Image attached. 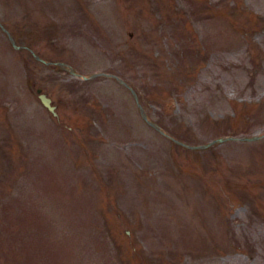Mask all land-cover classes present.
I'll return each instance as SVG.
<instances>
[{"label":"rangeland","instance_id":"rangeland-1","mask_svg":"<svg viewBox=\"0 0 264 264\" xmlns=\"http://www.w3.org/2000/svg\"><path fill=\"white\" fill-rule=\"evenodd\" d=\"M0 22V264H264V0H0Z\"/></svg>","mask_w":264,"mask_h":264},{"label":"water","instance_id":"water-1","mask_svg":"<svg viewBox=\"0 0 264 264\" xmlns=\"http://www.w3.org/2000/svg\"><path fill=\"white\" fill-rule=\"evenodd\" d=\"M0 26L6 31L8 37L10 38L12 44L16 47L20 46L19 44H16L15 40L13 39L12 35L10 34V32L7 30V28L4 27V25L0 22ZM32 52L34 53V51L32 50ZM35 56L39 59H42L44 61H47L45 59H43L41 56L35 54ZM48 62V61H47ZM59 64H63L61 61H58ZM100 73H103L102 71H95V72H92L91 74H82V78L86 79V78H89V77H92L94 75H97V74H100ZM107 74H110V75H113L115 76L116 78H118L121 82L125 83L127 86H129V88L131 89V91L134 93L135 95V98L137 99V96H136V93L135 91L133 90L132 87H130V85H128L125 81H123L122 79H120L119 77H117L116 75L112 74V73H107ZM37 92H38V96L40 98V100L42 101V103L47 106L53 113H56V110H55V105L51 102L52 99L51 97L44 91H42V88L39 86L37 87ZM139 104V103H138ZM140 108H141V113H142V116L143 118L148 122L150 123L151 125L155 126L158 130H160L161 132H165L163 130V128L161 126H159L156 122L152 121L151 119L148 118L146 112L143 111L141 105L139 104ZM257 136H253V137H249V138H255ZM230 138H233V136H219V137H216L210 141H208L207 143H204V144H200V145H189L187 143H184L182 141H179L177 139L174 138V140L176 141H179L180 143L186 145V146H191V147H204L214 141H221V140H224V139H230Z\"/></svg>","mask_w":264,"mask_h":264}]
</instances>
